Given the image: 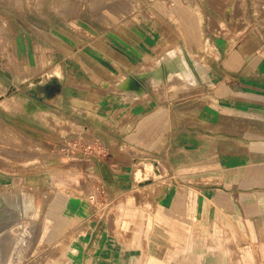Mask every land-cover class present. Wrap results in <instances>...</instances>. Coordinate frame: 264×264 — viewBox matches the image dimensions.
<instances>
[{
    "label": "rangeland",
    "instance_id": "1",
    "mask_svg": "<svg viewBox=\"0 0 264 264\" xmlns=\"http://www.w3.org/2000/svg\"><path fill=\"white\" fill-rule=\"evenodd\" d=\"M59 1L49 5L58 14L50 26L47 5L37 6L38 11L25 5L21 11V5H15L11 40L7 24L0 23V188L6 198L19 197L23 220L34 222L35 227L19 231L24 233V259L16 264H150L147 236L169 233L152 222L153 214H147V204L161 201L152 189L147 195V184L154 183L147 180V173L155 178L180 170L170 167L177 165L176 149L152 148L147 155V124L160 125L161 120L185 129L199 122L200 149L193 156L199 155L200 170H207V160L215 157L218 172L224 171L219 165L222 158L232 155L229 151H239L231 150L225 140L224 123L230 120H225V111L239 108V102L224 100L222 86L214 84L216 53L208 29L220 36L232 27V34L242 35L241 17L251 21L261 17L264 0ZM36 13L45 19L38 21ZM7 15L0 10V17ZM197 28L202 33L195 38L190 34ZM180 29L187 36H178L176 45L172 34ZM32 32L39 33L40 40L33 37L39 45L29 52ZM8 43H15V51ZM97 46L105 50L98 56L103 62L90 53ZM78 47L82 50L76 51ZM80 54L88 63L80 62ZM117 55L120 69L111 63ZM96 62L100 66L95 67ZM90 76L94 83L89 82ZM80 78L92 92L103 93L108 109L116 107L121 96L139 113H147V96H153L148 107L152 114L136 118L137 138L142 141L130 155L126 132L118 142L107 136L102 141L77 125L79 116L87 115L80 112V102L68 103L67 109L75 115L72 121L59 115L49 122L44 105L25 97L51 102L55 92H63L66 79L75 83ZM22 80L26 84L20 85ZM41 82L47 85L43 88ZM84 92L77 95L82 97ZM86 96L89 106L91 100L95 103V95ZM27 109L40 115L47 129L33 130L25 116L18 123L29 133L8 124L7 110ZM255 117L264 121L261 113ZM95 119L92 115L93 123ZM173 131L169 141L175 142ZM214 143L215 148H209Z\"/></svg>",
    "mask_w": 264,
    "mask_h": 264
},
{
    "label": "crops",
    "instance_id": "2",
    "mask_svg": "<svg viewBox=\"0 0 264 264\" xmlns=\"http://www.w3.org/2000/svg\"><path fill=\"white\" fill-rule=\"evenodd\" d=\"M61 3L58 0H0V10L5 9L8 13L6 18L0 17V23L4 20L5 25L7 24L9 28L7 35L11 40L13 27L10 17L17 14L13 9L15 5H21L18 8L21 11L24 5L33 7L47 5L49 25L58 15L56 10L49 8V5ZM240 4L242 5V2ZM36 17L38 21L45 19L39 14ZM241 19L245 27L244 33L238 37L232 34L234 31L232 27L226 28L220 36L216 30L212 32L208 29V35L213 38L215 46L214 54L216 53L214 55L216 63L211 72L212 76H216L213 77L214 84L222 86L225 91L224 100L229 103L239 102V108H230L229 114L225 111V120L230 119L224 123V135L227 137L225 140L230 144L228 146L231 150L239 151H229L232 155L222 158L223 162L219 165L223 164L224 171L218 172L221 169L216 167L215 157L207 160V170H200L199 155L193 156L194 151L200 149L199 122L188 125L185 129L180 125L169 127L166 121L162 123L161 120L160 125L147 124L145 134L147 136L144 139L147 141V155L152 148L157 151L164 148L176 149L173 156L177 165L170 167L175 169L177 167L180 170L164 173L155 178L147 173V180L154 182L147 184V195L149 189H152L153 192L159 193L156 197L161 198L159 203L147 204V214H153L152 222L160 224L162 230L169 233V236L164 237L147 236V262L150 264H264V156L260 151L264 150V121L256 120L255 117L256 115L258 117V113L264 116V13L252 21L243 17ZM33 33L29 44L31 49L27 50L29 52L34 51L39 45L33 37L37 36L39 39L40 34ZM201 33L200 28H197L192 29L190 35L198 38ZM20 35L19 37L24 36L23 33ZM172 35L176 38V45L180 42L178 36H187L184 29ZM195 42L192 41V44ZM7 46L15 51V43H8ZM82 46L83 44L80 47ZM80 47L76 51H81ZM85 47L88 51L87 45ZM102 52H105L103 46L90 50L96 60L100 58L98 56ZM100 61L103 62L102 57ZM80 62L88 63V59L80 54ZM101 62H96L95 67ZM111 63L115 64L116 68H121L118 55L112 57ZM82 81L73 83L66 79L63 83V92L61 90L55 92L52 96L54 100L51 102L25 97L44 105L49 122L59 115L62 120L71 117L72 121L75 115L67 109L68 103L80 102V112L85 111L87 115L79 116L77 125L86 128L85 132L90 129L102 141H105L104 136H107L118 142L121 134L126 132L130 155V150L139 147L142 141L141 136L137 138L136 118L152 114L148 107L154 99L153 96L150 94V97L147 96V103L149 102L147 113H139L135 104L128 105L121 96H117V106L108 109L103 93L97 89L95 93L92 92L85 87L87 81ZM93 81V77L90 76L89 82L94 83ZM41 83L43 88L47 85L46 82ZM19 84L26 83L22 80ZM50 84L54 85V82ZM67 86L71 87L70 91ZM80 91H86L83 93L84 96L77 95ZM88 94L96 97L95 103L91 100L90 106L88 105L90 99L86 96ZM84 107L90 110L86 111ZM6 113L9 116L6 117L9 120L8 124L26 133L29 132L18 123L24 116L31 119L33 130L47 129L41 123L40 115H35L30 109L16 112L7 110ZM163 113L167 116V110ZM92 115H95V123L91 120ZM171 129H175L173 131L175 142L169 141ZM31 136L36 138L34 134ZM215 145L216 143L211 144L209 148L214 149ZM2 181L3 178H0V182ZM13 197V200L10 197L6 198L4 190L0 188V264H16L24 259L21 242L24 233L19 231L35 228L34 222L23 220V203L18 205L21 203L19 197L15 194Z\"/></svg>",
    "mask_w": 264,
    "mask_h": 264
},
{
    "label": "bare ground",
    "instance_id": "3",
    "mask_svg": "<svg viewBox=\"0 0 264 264\" xmlns=\"http://www.w3.org/2000/svg\"><path fill=\"white\" fill-rule=\"evenodd\" d=\"M185 63V62H184ZM185 65H186V63H185ZM137 82V81H136ZM138 83V82H137ZM0 122H3L2 120H0Z\"/></svg>",
    "mask_w": 264,
    "mask_h": 264
}]
</instances>
